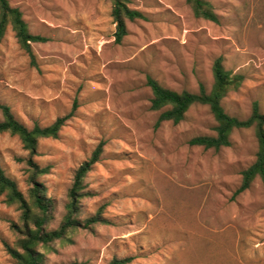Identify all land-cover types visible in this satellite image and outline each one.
Segmentation results:
<instances>
[{
    "label": "rangeland",
    "instance_id": "obj_1",
    "mask_svg": "<svg viewBox=\"0 0 264 264\" xmlns=\"http://www.w3.org/2000/svg\"><path fill=\"white\" fill-rule=\"evenodd\" d=\"M219 23L195 17L186 0H130L146 20L128 23L115 42L110 0H9L32 34L35 64L9 28L0 44V106L28 128L50 126L73 112L58 139H41L33 161L51 203L50 229L66 215L77 168L104 143L86 178L79 219L100 213L107 223L74 231L56 243L44 264H264V185L258 178L237 194L242 172L256 160L254 128L235 130L231 146H194L215 136L217 122L196 104L179 123L156 127L148 78L176 92L214 85L213 64L244 77L222 102L248 119L255 103L264 114V0H207ZM0 120L2 111L0 108ZM29 152L18 137L0 134V166L26 197ZM20 211L0 196V264H14L13 223Z\"/></svg>",
    "mask_w": 264,
    "mask_h": 264
},
{
    "label": "trees",
    "instance_id": "obj_2",
    "mask_svg": "<svg viewBox=\"0 0 264 264\" xmlns=\"http://www.w3.org/2000/svg\"><path fill=\"white\" fill-rule=\"evenodd\" d=\"M112 3L111 16L115 24V42L121 44L128 35V23L137 20H146V16L139 10L130 7V0H110ZM191 6L195 17L210 22L219 23L213 5L207 0H186ZM21 49L35 64V54L32 45L44 43L48 39L31 33L22 12L13 7L9 0H0V44L9 30ZM214 85L207 91L203 84L198 93L183 91L181 93L162 86L157 80L149 77L147 84L151 88L153 98L151 109L159 111L156 127L163 122L181 123L196 104L206 105L213 114L217 126L215 136H198L190 141L191 145L205 149L220 150L231 146V136L235 130L254 128L258 141V151L255 162L242 172V184L237 190L240 194L251 187L256 179L264 185V114L259 104L253 106L251 116L246 120L229 115L223 108V100L242 85L244 77L226 70L223 58H218L213 64ZM2 120H0V134L8 133L19 138L25 150L29 152L27 163L32 170L31 189L29 196L20 191L15 180L7 176L0 166V196L8 206H15L20 211V223H13L11 228L17 234L16 247L8 248V253L14 264H44L46 253L54 249L56 243L70 240L71 234L80 229H91L97 224L107 223L100 213L88 219H79L81 201L89 195L87 192L86 178L93 167L100 161L103 154L104 143H100L91 157L80 165L75 171L73 183L68 190V203L66 215L57 229L51 230V203L46 198L45 186L37 181V177L49 173V167L40 168L33 161V156L38 150L41 139H58L66 122L73 116V112L57 120L50 126L42 127L36 124L28 128L14 115L7 105L0 106ZM132 257H114L109 264H129Z\"/></svg>",
    "mask_w": 264,
    "mask_h": 264
}]
</instances>
